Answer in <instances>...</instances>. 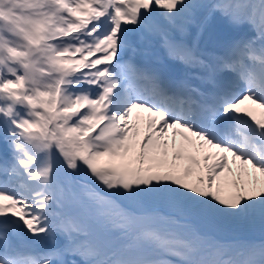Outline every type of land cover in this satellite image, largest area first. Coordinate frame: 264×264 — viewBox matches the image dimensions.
Segmentation results:
<instances>
[{
  "label": "snow or ice",
  "instance_id": "1",
  "mask_svg": "<svg viewBox=\"0 0 264 264\" xmlns=\"http://www.w3.org/2000/svg\"><path fill=\"white\" fill-rule=\"evenodd\" d=\"M217 13L249 35L205 59ZM255 224L264 0H0V264H264L204 231Z\"/></svg>",
  "mask_w": 264,
  "mask_h": 264
},
{
  "label": "rangeland",
  "instance_id": "2",
  "mask_svg": "<svg viewBox=\"0 0 264 264\" xmlns=\"http://www.w3.org/2000/svg\"><path fill=\"white\" fill-rule=\"evenodd\" d=\"M215 3H217V0H214L212 2V4H215ZM206 14L207 12L202 14L200 18L202 19ZM205 29L208 31L210 37L213 39V42L218 47V50H216L215 54H213L214 56L223 55L226 48H228L234 41L242 40V35L244 33L247 34V37L249 35V30L247 28L233 26L226 19H224L223 16H221L218 13L212 16L207 21ZM190 31L193 32L194 40H195L198 29L195 26H193L192 28H190ZM162 56L166 57L165 54H163ZM176 141L179 142L178 144H176V148L178 147V149L180 150L182 141L179 136H177ZM175 154L177 153H174L168 150V160L170 163H171L172 156ZM185 155L186 157L183 159V161L184 163H187L188 169L194 168L195 166L192 164H189V160L187 159V156L189 154L187 153ZM184 163L182 164L177 163L180 165V169L178 171V174L180 175H182L183 171L185 170ZM209 163H211V161H209ZM192 179H194V177H192ZM242 227L247 229V237L249 238H258L261 235H264V228H262L259 224L246 225V227L245 225H242V226L239 225V228H242ZM214 230L215 228H209V229H205L204 231L207 233V236H213Z\"/></svg>",
  "mask_w": 264,
  "mask_h": 264
},
{
  "label": "trees",
  "instance_id": "3",
  "mask_svg": "<svg viewBox=\"0 0 264 264\" xmlns=\"http://www.w3.org/2000/svg\"><path fill=\"white\" fill-rule=\"evenodd\" d=\"M239 226V225H238ZM241 226V225H240ZM234 227V226H233ZM178 232L180 230H177ZM245 245H253V246H256V247H259L260 245L264 244V240L262 242H255V243H249V242H243ZM219 246L222 247V249L224 250V252L226 253H230V250L231 248L230 247H227V245L225 243H221L219 244ZM227 258V257H226Z\"/></svg>",
  "mask_w": 264,
  "mask_h": 264
},
{
  "label": "bare ground",
  "instance_id": "4",
  "mask_svg": "<svg viewBox=\"0 0 264 264\" xmlns=\"http://www.w3.org/2000/svg\"><path fill=\"white\" fill-rule=\"evenodd\" d=\"M201 35H203V33ZM189 36H191V35H189ZM153 67H156V64H153ZM163 67H164V69H166L167 65L165 64ZM165 71H167V70H165ZM141 131H143V129H141ZM202 155H203V153H202ZM176 163H181L182 164V163H184V161L183 160H178ZM184 166H186V163H184Z\"/></svg>",
  "mask_w": 264,
  "mask_h": 264
}]
</instances>
